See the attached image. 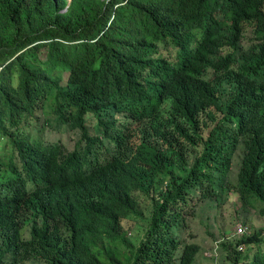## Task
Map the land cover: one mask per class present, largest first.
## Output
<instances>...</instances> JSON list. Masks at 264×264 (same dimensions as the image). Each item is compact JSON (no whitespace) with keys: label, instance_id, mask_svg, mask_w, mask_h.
Masks as SVG:
<instances>
[{"label":"trees","instance_id":"16d2710c","mask_svg":"<svg viewBox=\"0 0 264 264\" xmlns=\"http://www.w3.org/2000/svg\"><path fill=\"white\" fill-rule=\"evenodd\" d=\"M231 192L264 219V0H0V264H197ZM243 226L209 258L264 264Z\"/></svg>","mask_w":264,"mask_h":264},{"label":"rangeland","instance_id":"374dc122","mask_svg":"<svg viewBox=\"0 0 264 264\" xmlns=\"http://www.w3.org/2000/svg\"><path fill=\"white\" fill-rule=\"evenodd\" d=\"M246 37L254 38L252 34V27L246 25ZM165 55V53H163ZM170 60L175 61L174 54L171 53ZM45 122L41 121L39 127L41 128ZM92 133V132H91ZM31 135L34 134L32 130ZM41 139L46 143L63 144L68 151H73L81 139V134L78 131H66L63 128L58 129L55 125H46L41 134ZM242 150L234 156V164L232 167V179L236 183L241 163ZM228 198L223 201V205L216 207L217 202L205 201L195 206L196 218L188 219L189 231L194 233V241L201 246V254L206 256L203 258L199 256L197 264H218L217 260L210 257V249L216 246V242L222 240L224 237H233L238 234V230L242 225L249 227V233L255 230H260L264 227V219L260 215L261 204L257 202L254 207L244 208L240 197L235 193H228ZM126 229L129 234L133 233L131 223L126 224ZM29 236V228L24 234V237ZM262 246L261 249H263ZM245 251L246 248L244 247ZM258 250V247L252 248V251ZM244 251V252H245ZM248 253V251H247ZM218 256V255H217ZM216 256V258H217ZM24 264H43L40 260L29 261Z\"/></svg>","mask_w":264,"mask_h":264},{"label":"clouds","instance_id":"9594fccd","mask_svg":"<svg viewBox=\"0 0 264 264\" xmlns=\"http://www.w3.org/2000/svg\"><path fill=\"white\" fill-rule=\"evenodd\" d=\"M41 138V137H40ZM56 144H61V143H54V144H49V143H46L43 139H42V141H41V145H42V147H44V148H52V147H55V145ZM63 145V144H62ZM67 149V148H66ZM76 149V148H75ZM74 149V150H75ZM68 150V149H67ZM73 150V151H74ZM70 152H72V151H70Z\"/></svg>","mask_w":264,"mask_h":264},{"label":"built area","instance_id":"2783aa9c","mask_svg":"<svg viewBox=\"0 0 264 264\" xmlns=\"http://www.w3.org/2000/svg\"><path fill=\"white\" fill-rule=\"evenodd\" d=\"M238 232H239L238 234H244L246 232V229H245V227L242 224H241Z\"/></svg>","mask_w":264,"mask_h":264}]
</instances>
